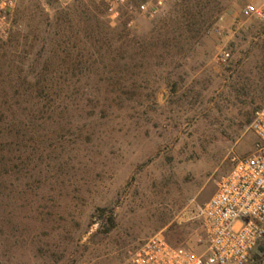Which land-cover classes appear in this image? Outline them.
Returning <instances> with one entry per match:
<instances>
[{"label": "rangeland", "instance_id": "1", "mask_svg": "<svg viewBox=\"0 0 264 264\" xmlns=\"http://www.w3.org/2000/svg\"><path fill=\"white\" fill-rule=\"evenodd\" d=\"M256 1L168 0L149 17L143 0H15L0 264H131L157 232L206 251L202 208L252 152L264 103V22L242 14ZM247 264H264V240Z\"/></svg>", "mask_w": 264, "mask_h": 264}, {"label": "built area", "instance_id": "2", "mask_svg": "<svg viewBox=\"0 0 264 264\" xmlns=\"http://www.w3.org/2000/svg\"><path fill=\"white\" fill-rule=\"evenodd\" d=\"M112 1L130 4V0ZM167 1L143 0L140 7L155 17ZM14 5L15 0H0V23L7 20ZM242 14L264 22V0L246 4ZM229 56L223 52L221 59ZM250 127L255 135L252 152L232 158L231 169L216 178V191L202 208L204 236L199 241H205L206 251L173 244L157 232L135 250L131 264L248 263L264 240V103L255 110Z\"/></svg>", "mask_w": 264, "mask_h": 264}]
</instances>
